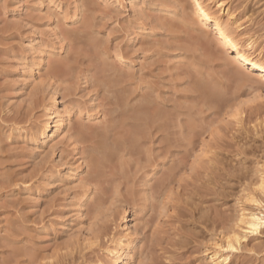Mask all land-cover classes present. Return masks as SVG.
I'll return each instance as SVG.
<instances>
[{"label": "rangeland", "instance_id": "374dc122", "mask_svg": "<svg viewBox=\"0 0 264 264\" xmlns=\"http://www.w3.org/2000/svg\"><path fill=\"white\" fill-rule=\"evenodd\" d=\"M191 1L0 0V264H212L253 209L264 0H206L253 69Z\"/></svg>", "mask_w": 264, "mask_h": 264}, {"label": "bare ground", "instance_id": "6f19581e", "mask_svg": "<svg viewBox=\"0 0 264 264\" xmlns=\"http://www.w3.org/2000/svg\"><path fill=\"white\" fill-rule=\"evenodd\" d=\"M189 5L199 15V19H201L203 25L211 22L212 31H215L223 37V41L221 42L223 47L230 53L229 60H235L236 63L238 62L244 67H250L252 69L255 67V64L248 55V47L241 44L240 39L234 34L230 26V20L234 17L229 10H227L229 19L225 20L211 11L206 0H192ZM219 6L221 7V5ZM73 21L78 22V20ZM65 125L66 121H62L57 125L55 124V126L51 124L50 127L53 128L49 129V133L45 132L46 139H49L50 133L54 131V127L64 128ZM261 167L263 168L264 166L262 165ZM258 181L254 191L264 199V170L260 171V179ZM254 193L252 191L251 194L249 193V195L246 196V200L252 205L253 209H240L235 228L230 230L226 235L212 239V243H210L208 248V258L212 264H226L230 256L239 251L249 237L257 236L262 233L264 228V203H262V200ZM110 255L114 257L116 254L110 252Z\"/></svg>", "mask_w": 264, "mask_h": 264}]
</instances>
